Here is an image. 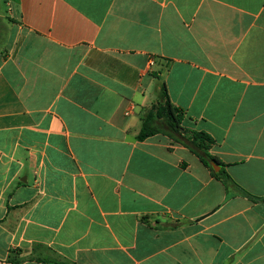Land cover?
<instances>
[{
    "label": "crops",
    "instance_id": "1",
    "mask_svg": "<svg viewBox=\"0 0 264 264\" xmlns=\"http://www.w3.org/2000/svg\"><path fill=\"white\" fill-rule=\"evenodd\" d=\"M4 4L0 264H264V0Z\"/></svg>",
    "mask_w": 264,
    "mask_h": 264
},
{
    "label": "trees",
    "instance_id": "2",
    "mask_svg": "<svg viewBox=\"0 0 264 264\" xmlns=\"http://www.w3.org/2000/svg\"><path fill=\"white\" fill-rule=\"evenodd\" d=\"M160 97V101L152 105V107L144 113L142 117V127L137 139L143 141L149 137L165 132L160 127V123L163 121L172 132L188 142L199 155L204 165L211 170L213 175L221 179L224 183L229 184L231 182L229 175L225 171L216 173L207 160V158H211L208 153L210 146L213 144L211 137L204 132L185 130L181 126L185 113L171 103L165 85L162 86ZM169 135L174 139H178L177 136L174 137L170 133Z\"/></svg>",
    "mask_w": 264,
    "mask_h": 264
},
{
    "label": "rangeland",
    "instance_id": "3",
    "mask_svg": "<svg viewBox=\"0 0 264 264\" xmlns=\"http://www.w3.org/2000/svg\"><path fill=\"white\" fill-rule=\"evenodd\" d=\"M5 0H0V6H2V8H5ZM160 127L163 131L169 133V132H172L171 129L166 125L165 122L161 121L160 123ZM173 133V132H172ZM173 135V134H172Z\"/></svg>",
    "mask_w": 264,
    "mask_h": 264
},
{
    "label": "water",
    "instance_id": "4",
    "mask_svg": "<svg viewBox=\"0 0 264 264\" xmlns=\"http://www.w3.org/2000/svg\"><path fill=\"white\" fill-rule=\"evenodd\" d=\"M211 166L216 172L220 170V166L216 164L215 162H211Z\"/></svg>",
    "mask_w": 264,
    "mask_h": 264
},
{
    "label": "flooded vegetation",
    "instance_id": "5",
    "mask_svg": "<svg viewBox=\"0 0 264 264\" xmlns=\"http://www.w3.org/2000/svg\"><path fill=\"white\" fill-rule=\"evenodd\" d=\"M170 133H171V134H173L174 132H173V133H172V132H170ZM174 134H175V133H174Z\"/></svg>",
    "mask_w": 264,
    "mask_h": 264
}]
</instances>
